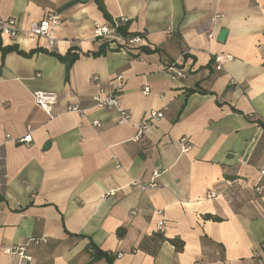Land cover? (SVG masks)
Segmentation results:
<instances>
[{
	"label": "crops",
	"instance_id": "crops-1",
	"mask_svg": "<svg viewBox=\"0 0 264 264\" xmlns=\"http://www.w3.org/2000/svg\"><path fill=\"white\" fill-rule=\"evenodd\" d=\"M49 13L62 18L53 47L1 38L47 52L0 51V264H258L264 0H0V19L23 29ZM114 20L145 46L123 51L96 39L95 24ZM70 50L79 58L67 71L55 54ZM227 55L217 70L215 57ZM174 62L186 77L167 72ZM118 76L131 114L124 125L93 100L114 92ZM37 91L57 95L53 118L36 105ZM74 105L84 113L69 112ZM153 111L163 118L136 141V125ZM30 130V144L15 141ZM18 245L31 261L6 252ZM94 248L115 259L95 260Z\"/></svg>",
	"mask_w": 264,
	"mask_h": 264
},
{
	"label": "built area",
	"instance_id": "built-area-1",
	"mask_svg": "<svg viewBox=\"0 0 264 264\" xmlns=\"http://www.w3.org/2000/svg\"><path fill=\"white\" fill-rule=\"evenodd\" d=\"M62 18L60 15L49 13L47 17L41 21L32 22L27 29H23L21 27L20 21L17 18L11 19H0V36L1 38L6 36L12 40H17L21 35H26L29 38L34 39H45L48 41L50 47H53L56 44V39L53 35V31L56 27L61 25ZM121 25L120 21L114 20L112 25L106 26L101 24H95L94 36L96 39H105L109 46H114L115 48L123 51H127L128 49H136L145 46V39L142 35H127L120 32ZM212 37V35H210ZM224 59L231 60L232 57L227 56H216L214 61L216 64V69H222V61ZM167 72L175 79L184 78L187 75V71L185 69H181L177 66V63H168L166 65ZM96 80V78H95ZM122 82L123 77L118 76L116 78V87L115 91L109 94H105L104 91L100 90L98 94L93 97L95 102V107L101 109H108L116 111L119 115L118 124L124 125L131 122V114L124 108L121 99L116 94V91L122 90ZM146 93H149V89H145ZM36 105L45 111L51 118L54 117V109L58 100V97L54 93L37 91L33 94ZM69 112L83 114L84 110L81 109L78 105L70 106L68 108ZM164 114L162 112L153 111L150 113L149 120L144 121L136 125L138 129L137 136L135 138L136 141H139L141 137L144 135V132L148 130L151 122L162 119ZM95 126H100L98 121L94 122ZM10 138V135L7 136ZM33 140L32 131L30 130L25 136L19 137L15 141L20 144H30ZM182 150L188 151L190 146L187 143L186 139H182ZM155 176L158 177V172H155ZM264 177V172L261 175V179L258 180L255 185V190L258 193H261V189L263 188L262 178ZM242 184L247 187L248 185L245 182ZM261 185V186H260ZM153 186H156L155 184ZM216 195L214 193L209 194V198H214ZM157 228L159 232L165 233L166 223L161 220L157 224ZM36 244L40 242H47L46 239H32ZM7 253L18 255L20 258L31 261L32 257L27 254L26 245H18L16 247H12L6 250ZM264 254V240L261 243V250L253 249V257L257 259L258 264H262L261 257Z\"/></svg>",
	"mask_w": 264,
	"mask_h": 264
},
{
	"label": "trees",
	"instance_id": "trees-1",
	"mask_svg": "<svg viewBox=\"0 0 264 264\" xmlns=\"http://www.w3.org/2000/svg\"><path fill=\"white\" fill-rule=\"evenodd\" d=\"M121 33L124 34V32L122 31V29H119ZM106 50V45L102 46L101 49L98 52L93 53V56H100L102 55ZM0 51L4 56H6L8 53L10 52H17L18 54L24 56V57H31L33 56L35 53L37 52H47L44 49H35V50H31L30 52H25L19 49V47L17 45H13V46H3L2 43V39L0 36ZM55 56H57L59 58V60L61 62H63L64 64H66L67 66V71H69L70 67L73 65V63L75 61L78 60L79 55L77 53H73L72 50H70L66 55L62 56V55H57L55 54ZM172 243L176 246V247H180L181 242L177 241V240H173ZM94 259L98 260L102 257H106L109 261L113 262V260L115 259L114 255H109L108 253L102 252L100 249L98 248H94Z\"/></svg>",
	"mask_w": 264,
	"mask_h": 264
},
{
	"label": "water",
	"instance_id": "water-1",
	"mask_svg": "<svg viewBox=\"0 0 264 264\" xmlns=\"http://www.w3.org/2000/svg\"><path fill=\"white\" fill-rule=\"evenodd\" d=\"M228 31L226 29H222L220 34H219V40L220 41H225L226 37H227Z\"/></svg>",
	"mask_w": 264,
	"mask_h": 264
}]
</instances>
